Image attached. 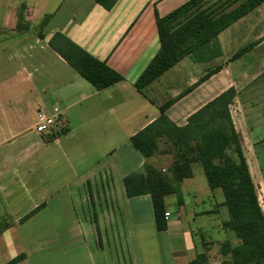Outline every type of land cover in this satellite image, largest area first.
Returning <instances> with one entry per match:
<instances>
[{"label":"crops","instance_id":"0c3cea01","mask_svg":"<svg viewBox=\"0 0 264 264\" xmlns=\"http://www.w3.org/2000/svg\"><path fill=\"white\" fill-rule=\"evenodd\" d=\"M189 1L119 0L107 11L96 0H0V264L19 257L16 264H191L202 254L207 264H232L221 253L226 241L210 232L225 235L233 247L240 245L224 227L229 217L221 190L209 188L207 200L194 197L198 208L209 203L191 212L199 221L194 227L187 222L178 188L166 198L170 217L166 231L159 232L151 197L130 199L124 186L127 177L144 173L146 166L165 170L173 163L170 156L144 159L131 146V138L160 116L134 85L160 50L156 12L165 17ZM244 2L233 1L226 13ZM57 33L106 62L124 81L97 91L49 47ZM219 40L223 57L215 64L225 66L219 74L198 85L206 67L186 59L151 92L166 101L177 99L168 116L184 127L208 103L236 90L231 115L264 213L263 101L253 105L257 114L238 113L258 100L248 92L253 100L247 103L244 86L250 83L247 90H253L264 77V4ZM256 42L229 63L242 49L234 51L239 44ZM184 84L186 90L178 94ZM55 110L66 123L64 134L33 138L36 133H27L38 111ZM234 110L241 126L248 121L245 136Z\"/></svg>","mask_w":264,"mask_h":264},{"label":"trees","instance_id":"16d2710c","mask_svg":"<svg viewBox=\"0 0 264 264\" xmlns=\"http://www.w3.org/2000/svg\"><path fill=\"white\" fill-rule=\"evenodd\" d=\"M118 1L96 0V3L111 11ZM233 1L236 0H191L165 17L156 12L160 50L134 87L158 108L160 116L131 138L130 144L144 159L170 156L173 163L165 170L146 166L144 173L127 177L124 186L130 199L151 197L156 228L164 232L166 198L176 194L185 180L194 177L195 165H201L209 188L223 193L229 217L224 223L225 229L240 242L237 247L230 241L224 242L222 256L230 257L232 264H264V213L241 135L231 115L236 90L231 88L208 103L192 115L184 127L177 126L168 116L177 99L164 102L151 92L154 84L186 59L206 67L198 85L225 68L215 64L223 57L220 35L264 4V0H245L240 7L226 13ZM40 37L44 39V36ZM48 45L97 91L124 81V77L106 62L94 58L61 33L55 34ZM257 45L258 42L242 48L229 63L239 60ZM22 259L19 257L12 264ZM207 261L206 255L202 254L191 264H207Z\"/></svg>","mask_w":264,"mask_h":264},{"label":"rangeland","instance_id":"374dc122","mask_svg":"<svg viewBox=\"0 0 264 264\" xmlns=\"http://www.w3.org/2000/svg\"><path fill=\"white\" fill-rule=\"evenodd\" d=\"M246 45H248V44L247 43L239 44L238 48H235L234 51H239L241 48H243ZM226 51H227L226 54H229V52H231L230 49H226ZM196 74L199 75V71L196 72ZM262 76H263V74L260 75V79L259 80H256L254 85H256L257 87L255 89H253L254 91L251 90L252 88L247 90L250 87V86H248L250 83L247 84L246 86H244V89L242 91L243 98H244L245 101H247V103L251 102L253 100V99L249 100L250 97L247 96L248 92L251 94V97H254V98H256L257 95H258V97H257L258 100H256V103H252V105H250V107H248V108L243 106L238 111V113L246 115V114H249V112H251L253 110L256 112L257 110H256V108H253V105L260 104V102L262 103V101H263L262 108H264V79H263L264 77H262ZM167 80L168 79H166V81ZM166 81H164V82H166ZM245 82H248V80H246ZM173 83L175 85H180V79H173ZM185 84H186V82H185ZM185 84H184V86H182V85L179 86L180 90H178V94H182L186 90L185 89L186 88ZM226 87H227L226 85H223L222 88L225 89ZM36 93L38 94L39 92H36ZM36 97H37L36 99H38V101H39L40 100L39 97L37 95H36ZM163 101L166 102L165 99H163ZM33 109L36 110L37 106H34V108H32V110ZM257 112H256V114H257ZM234 113H235L234 114L235 115V120L237 121V123H238V125L240 127L241 126L240 123H243V122H241V120L236 117L237 112L235 110H234ZM262 114L264 115V112H262ZM30 120H31V118H30ZM247 123H248V121L246 120L244 122V124L239 128L240 131L243 132L244 136L247 133V130L249 128ZM28 131H27V133H32V129L30 130V132H28ZM32 136H33V138H38V136H40V135L34 134ZM131 167H133V166H128V168H131ZM179 188H180L179 195L184 200L185 207H186L185 209H186V212L188 213L187 222L189 223L190 226L196 227V224L199 223V221H197V223H196L195 221L192 220L191 215H190L191 212H193L194 210L195 211H200L203 207L208 208V206H209V203L206 202L205 204L199 205V208H198V205L196 204V200L194 198L197 195L200 198V200H207V196H209V192H210L209 190L210 189L208 187V183L206 181V178H205V175H204V170H203L202 166L201 165H195L194 166V177L190 181L184 182ZM171 204H173V203H171ZM172 211L174 212V208L172 209ZM203 231H202L201 235L198 234V236H197L199 238V240H200V237L202 235L204 236ZM210 232L212 233V236H213L214 239L220 240L221 242L227 241L229 239L225 235H222V234L220 235V233L218 231H216V230H210ZM232 237L235 238L234 234H233Z\"/></svg>","mask_w":264,"mask_h":264},{"label":"built area","instance_id":"2783aa9c","mask_svg":"<svg viewBox=\"0 0 264 264\" xmlns=\"http://www.w3.org/2000/svg\"><path fill=\"white\" fill-rule=\"evenodd\" d=\"M66 123L59 110H55L52 114L44 111H38L35 116V123L32 128V133L39 134L46 138H56L64 134ZM170 214L165 215L167 221Z\"/></svg>","mask_w":264,"mask_h":264}]
</instances>
